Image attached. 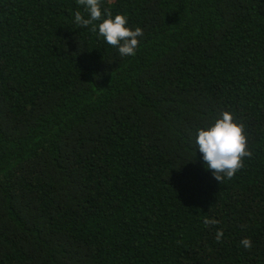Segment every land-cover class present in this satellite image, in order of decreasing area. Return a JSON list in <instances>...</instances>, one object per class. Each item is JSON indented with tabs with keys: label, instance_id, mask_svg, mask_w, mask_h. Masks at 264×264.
Returning <instances> with one entry per match:
<instances>
[{
	"label": "trees",
	"instance_id": "trees-1",
	"mask_svg": "<svg viewBox=\"0 0 264 264\" xmlns=\"http://www.w3.org/2000/svg\"><path fill=\"white\" fill-rule=\"evenodd\" d=\"M101 9L135 55L77 0H0V264H264V0ZM224 111L252 156L220 183L195 141Z\"/></svg>",
	"mask_w": 264,
	"mask_h": 264
},
{
	"label": "clouds",
	"instance_id": "clouds-1",
	"mask_svg": "<svg viewBox=\"0 0 264 264\" xmlns=\"http://www.w3.org/2000/svg\"><path fill=\"white\" fill-rule=\"evenodd\" d=\"M89 13L85 19L80 11L75 13V22L81 26L92 25L94 21H102L98 25V32L106 43L117 48L121 56H133L139 45L138 37L143 36V30L137 26L134 30L128 27V19L124 14H116L113 18L110 10L102 12L101 0H77ZM95 31V26H93ZM197 148L203 154V161L210 169L214 178L220 183L231 179L244 167V158L251 157L252 153L247 148V136L244 126L234 120L232 113L224 111L219 118L208 127L198 129L195 141ZM214 218L205 217V226L218 224ZM224 233L218 229L215 235L217 242L222 241ZM241 244L250 249L252 241L243 238Z\"/></svg>",
	"mask_w": 264,
	"mask_h": 264
}]
</instances>
